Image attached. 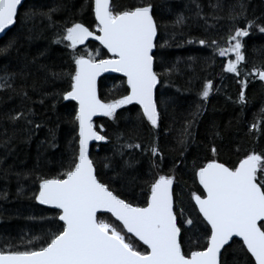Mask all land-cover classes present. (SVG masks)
I'll use <instances>...</instances> for the list:
<instances>
[{
	"label": "snow or ice",
	"instance_id": "1",
	"mask_svg": "<svg viewBox=\"0 0 264 264\" xmlns=\"http://www.w3.org/2000/svg\"><path fill=\"white\" fill-rule=\"evenodd\" d=\"M23 2L0 0V33L7 35L18 19L21 23V31L0 46V55L11 56L15 52L16 58L21 61L18 70L8 71L5 68L0 73V96L6 94L8 101H21L19 106L0 110V126H5L4 133L0 135V145L5 150L0 155V175L5 179L15 176L18 184L23 179H31L33 184L38 182L34 199L41 205L51 206L59 214L41 217L40 220L48 227L41 228L40 235L32 239L26 240L22 235L17 243L12 237L0 238V264H224L222 250L230 247V241L235 237L242 241L238 255L245 257L239 264H252L253 260L254 264H264V151H247L231 167L215 158L203 164L194 161L192 170L202 191H192L186 204L182 198L183 190L177 193L173 187L177 165H173V174H158L162 171L164 159L158 143L155 139L150 145L140 142L144 120L153 130L160 127L163 115L160 105L164 101L158 103L154 98L159 77L173 71L179 64L177 60L164 67L163 73L154 71L155 40L159 29L168 27L157 23L154 0H128L127 3L121 0H89L95 17V30H90L82 21L72 20L69 24V19L63 22L55 20L56 13L68 10L64 0H56L46 9L30 7L21 17L19 9L23 7ZM190 4L195 8L194 16L204 20L205 31L208 30L209 17L228 21L226 48L219 47L217 39H200L198 42L218 51L222 57L229 53L234 55L235 59L229 58L223 65V71L238 78L240 91L237 102L246 105V89L250 81L258 79L264 82V60L248 70L246 44L242 38L248 37L253 27L264 33V17L248 19L245 0L230 3L226 12L221 0L210 2L211 11L203 16L199 0H190ZM185 7L189 8V5ZM38 17L46 19L49 29L63 26V34L55 33L56 39L52 43L67 42L66 46L73 50L74 71L62 69L49 73L48 65L41 64L39 69L45 75L42 79L33 77L30 65L45 56L47 49L32 57L31 61L21 49L35 38L28 22ZM189 19L184 11L176 12L172 27L182 29ZM244 21L246 24L240 26ZM90 37L98 41L108 55L101 58L99 49L95 53L85 49V52L77 54V46L84 45ZM261 54L264 55V50ZM161 64H165L163 59ZM106 72L122 73L127 87L124 89L126 94L105 102L98 96L97 78ZM67 80H70L67 89L57 87V81ZM49 87L53 90H47ZM213 87L212 80L204 82L198 93L201 101L208 100ZM30 90L33 94L39 93L38 101H32ZM113 90L118 91L119 86H114ZM49 98L55 102H76V107L67 114V123L74 132L68 142L70 155L66 160L61 158L57 162L60 170L54 174L42 169L39 162L24 172H14L12 165L4 167V161L12 154V146L19 135L23 133L26 139H30L31 134L45 124V121L36 123L38 117L30 104L44 105ZM2 103L6 101L0 99ZM130 104L139 105L141 112L134 120L132 135L117 151L121 157L125 155L123 149L139 150L141 155L150 153L149 179L143 181L142 187V191L147 190L143 206L122 198L120 192L110 187V183L98 179L89 150L90 141L107 139L97 131L93 117L101 114L115 120L117 110ZM55 106L53 103L52 108L55 109ZM201 109V103L194 105L190 118L185 119L177 134L176 144L181 156L193 139L192 127L203 114ZM9 128L12 129L11 134ZM58 128L59 124L49 129L50 139L47 142L50 147H56ZM100 129L103 131V125ZM249 133L264 134V106L249 125ZM215 136L219 137L220 132L217 131ZM133 140L136 142L133 143ZM211 152L214 157L218 155L215 144ZM108 159L105 157V160ZM138 163L129 155L119 166L121 173L127 169L135 170ZM104 166L110 167L107 163ZM152 169L157 170L156 174ZM136 179L133 178L129 186L135 185ZM23 191L20 185L17 194L21 195ZM0 198L7 199V191L0 193ZM103 213H110L115 218L114 222L99 218ZM185 233L188 234L187 241ZM137 241L142 242L143 250Z\"/></svg>",
	"mask_w": 264,
	"mask_h": 264
},
{
	"label": "trees",
	"instance_id": "2",
	"mask_svg": "<svg viewBox=\"0 0 264 264\" xmlns=\"http://www.w3.org/2000/svg\"><path fill=\"white\" fill-rule=\"evenodd\" d=\"M55 2L56 0H25L19 12L22 17L25 10L30 7L46 9ZM64 2L68 5V10L56 13L55 20L63 22L65 19H69V24L72 20L82 21L90 29H95L94 14L89 0H64ZM121 2L127 3L128 0H121ZM199 2L203 6V16L211 11L209 3H216V0H199ZM234 2L235 0H221L225 12L227 6ZM154 3L157 5L155 13L157 23L168 26L159 29L155 40L157 47L153 50L156 55L154 71L163 73L164 67L171 66L177 60H179V64L173 71L160 75L155 88L157 102L164 101L160 105V111L163 114L160 127L153 130L144 120L140 142L150 145L155 139V142L158 143L164 157L161 164L162 171H159L158 174H173V165H177L174 172L176 183L173 187L177 193L183 190L182 198L187 204L192 191L198 189L202 191L192 170L194 161L197 164H203L208 159L215 158L231 167L237 164L247 151H264V134L249 133V125L264 106V82H260L258 79L250 81L246 89L248 103L241 105L237 102L240 91L238 78L235 74L223 71V65L229 58L235 59L234 55L229 53L228 56L222 57L218 51L200 45L198 42L200 39H217L219 47L226 48L228 21H217L209 17L208 30L205 31L204 20L194 16L195 8L190 4V0H154ZM245 3L248 19L264 17V0H245ZM185 5H189V8H186ZM179 11H184V14L190 19L186 21V26L182 29H174L171 22L175 18V13ZM244 24L246 21L240 26H244ZM46 25V19L39 17L35 21H29L28 27L33 29L35 38L21 49L22 53H27L29 61L32 57L38 56L39 52L47 49L45 56L39 57L37 63L30 65V70L36 79H42L45 75L44 71L39 69L41 64L48 65L49 73L59 72L62 69L74 71L73 50L66 46L67 42L52 43L56 39L55 33L63 34V26L49 29ZM20 31L21 23L18 19L16 26L11 27V31H7V35H4L3 39L0 40V46H3L13 34ZM174 31L176 32L175 36H173ZM242 40L246 44L247 69L250 70L254 65L259 66V63L264 60V55L261 54V50H264V33H260L253 27L249 36L242 38ZM160 45H164V47H160ZM85 49L93 53L99 49L101 58L108 55L100 44L93 41L78 45L76 53H83ZM190 57L192 59H189ZM161 59L165 61V64H161ZM20 67L21 61L16 58L15 52H12L11 56L0 55V73L5 68L8 71H16ZM206 80H212L214 87L208 100L201 101L198 93L202 90ZM29 83H31V79ZM69 86L70 80L57 81L58 88L67 89ZM114 86H119V90L114 91ZM126 87V79L116 74L103 75L97 82L98 95L105 102L126 94L124 91ZM47 90L52 91L53 89L49 87ZM29 94L32 101L40 99L39 93L33 94L30 90ZM0 99L6 101V103L0 104V110L6 111L8 108L21 104L19 99L8 101L6 94L0 96ZM53 103L56 105L55 109L52 108ZM196 103L202 104L203 114L193 125V139L189 141L186 150H184V155L181 156V150L176 144V137L183 127L185 119L190 118V113L194 110ZM30 106L33 107L38 117L36 123L45 121V124L32 133L30 139H26L25 135L21 133L12 146V154L7 156L3 166L12 165L14 172H24L34 168L39 162L42 169L54 174L60 170L57 167V162L61 158L66 160L70 155L68 142L72 139L74 132L72 126L67 123V114L76 107V102L63 100L55 102L49 98L44 105L33 103ZM139 112H141L139 105L130 104L117 110L118 115L115 120L105 116L95 118L93 122L96 129L107 139L92 146L91 158L95 163L97 177L101 182L110 183V187L120 192L122 198L131 199L134 203H139L142 206L147 198V190L142 191V187L143 181L149 179L152 159L150 153L141 155L139 150L132 152L123 149L125 155L121 157L117 151L132 135L131 129ZM57 124H59V128L56 132V147L53 148L49 146L47 141L50 139L49 129ZM101 125H103V131L100 129ZM19 128H22V125L18 126V130ZM4 131L5 126H0V135ZM11 131L12 129L9 128V134ZM217 131L220 132L219 137L215 136ZM132 142L135 143L136 141L133 140ZM213 144L218 149V155L215 157L211 152ZM238 149L239 151H237ZM4 151V147L0 145V155H3ZM129 155L137 159L139 163L135 170L127 169L125 173H121L119 166L129 158ZM105 157L109 159L105 160ZM178 161L180 163L177 164ZM106 163L110 167H105ZM152 172L156 174L157 170L152 169ZM133 178H137L136 183L129 186V182ZM20 185L23 186L24 191L18 195L17 188ZM5 191H7V199L0 198V238L12 237L17 243L22 235L26 240L32 239L40 235L41 228L48 227L40 220L41 217L59 214L57 210L41 205L34 199L33 194L38 191V182L33 184L31 179H23L18 184L15 176L5 179L0 175V193ZM176 210L178 212L179 207ZM33 217L35 219H32ZM99 218L105 219L109 223L115 220L109 213H103ZM115 223L122 227L119 222ZM202 228L203 226H201ZM184 239L187 241V233H185ZM137 243L141 244V250H143L142 243L139 241ZM241 243L240 240L233 239L230 242V247L226 246V249L223 250L224 264H239L245 260L242 254L238 255ZM185 250H187V243ZM252 264H254V260Z\"/></svg>",
	"mask_w": 264,
	"mask_h": 264
},
{
	"label": "water",
	"instance_id": "3",
	"mask_svg": "<svg viewBox=\"0 0 264 264\" xmlns=\"http://www.w3.org/2000/svg\"><path fill=\"white\" fill-rule=\"evenodd\" d=\"M25 1V0H24ZM94 19H95V17H94ZM7 31V30H6ZM5 34L4 33H0V36H4ZM88 40H91V41H94V42H97V43H99L98 41H96L94 38H92V37H90ZM87 40V41H88ZM102 46V45H101ZM103 47V46H102ZM106 50V49H105ZM107 51V50H106ZM107 74H116V75H120V76H123V74L122 73H114V72H106V73H101V75H100V77L101 76H103V75H107ZM100 77H98L97 78V82H98V79L100 78ZM124 77V76H123ZM125 79H126V77H124ZM97 92H98V90H97ZM99 96V95H98ZM154 98H155V89H154ZM102 100V99H101ZM103 101V100H102ZM100 116H103V115H101V114H98L97 116H95V117H93V120L95 119V118H97V117H100ZM98 131V130H97ZM99 142H102V141H90L89 142V150H90V154H91V150H92V146H94V144H96V143H99ZM220 162V161H219ZM222 163V162H221ZM226 166H228V165H226ZM197 182H198V180H197ZM199 185V184H198ZM38 202V201H37ZM39 203V202H38ZM44 206H47V207H49V208H52L51 206H48V205H44ZM143 206V205H142ZM53 209V208H52ZM110 214V213H109ZM234 239H238V240H240V238H238V237H235ZM241 241V240H240ZM231 242V241H230ZM242 242V241H241ZM142 243V242H141ZM223 251V250H222Z\"/></svg>",
	"mask_w": 264,
	"mask_h": 264
},
{
	"label": "flooded vegetation",
	"instance_id": "4",
	"mask_svg": "<svg viewBox=\"0 0 264 264\" xmlns=\"http://www.w3.org/2000/svg\"><path fill=\"white\" fill-rule=\"evenodd\" d=\"M90 30H95V29H90ZM89 41H91V40L86 41L85 44L88 43ZM93 42H94V41H93ZM96 43H97V42H96Z\"/></svg>",
	"mask_w": 264,
	"mask_h": 264
}]
</instances>
